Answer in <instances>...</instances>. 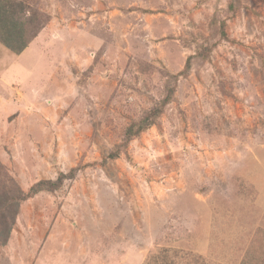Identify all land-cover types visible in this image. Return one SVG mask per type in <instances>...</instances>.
Listing matches in <instances>:
<instances>
[{"label": "rangeland", "instance_id": "obj_1", "mask_svg": "<svg viewBox=\"0 0 264 264\" xmlns=\"http://www.w3.org/2000/svg\"><path fill=\"white\" fill-rule=\"evenodd\" d=\"M18 1L0 264H261L264 0Z\"/></svg>", "mask_w": 264, "mask_h": 264}, {"label": "trees", "instance_id": "obj_2", "mask_svg": "<svg viewBox=\"0 0 264 264\" xmlns=\"http://www.w3.org/2000/svg\"><path fill=\"white\" fill-rule=\"evenodd\" d=\"M26 6L18 0H0V44L6 49L17 54L23 50L31 38H34L39 31L40 26L32 24L33 18L25 15ZM33 30V31H32ZM38 30V31H37ZM35 33V34H34ZM152 113L153 117H157L159 109H155ZM150 116H144L139 121H135L127 128V137L130 134H136L149 124ZM42 183V181L40 182ZM39 183V184H40ZM12 197H8L0 209V214H4V218L8 215L10 218L15 217L18 212L20 201L26 199L20 191ZM2 201V199L0 200ZM11 229V224L7 226ZM264 264V260L261 262Z\"/></svg>", "mask_w": 264, "mask_h": 264}, {"label": "crops", "instance_id": "obj_3", "mask_svg": "<svg viewBox=\"0 0 264 264\" xmlns=\"http://www.w3.org/2000/svg\"><path fill=\"white\" fill-rule=\"evenodd\" d=\"M5 48V47H4ZM6 49V48H5ZM6 51L10 54H13V52L9 51L8 49H6ZM1 52V51H0ZM14 55V54H13Z\"/></svg>", "mask_w": 264, "mask_h": 264}]
</instances>
